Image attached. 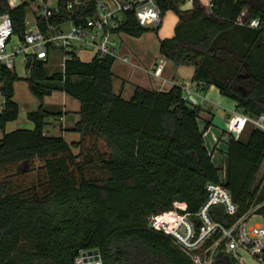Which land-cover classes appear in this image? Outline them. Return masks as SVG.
Listing matches in <instances>:
<instances>
[{
  "label": "trees",
  "instance_id": "16d2710c",
  "mask_svg": "<svg viewBox=\"0 0 264 264\" xmlns=\"http://www.w3.org/2000/svg\"><path fill=\"white\" fill-rule=\"evenodd\" d=\"M74 1L79 6L67 11ZM154 1L161 21L167 12L178 20L173 36L159 41V54L177 66L193 67L192 83L200 94L214 87L236 112L252 119L264 115V29L236 24L242 13L246 20L264 22V0H214L210 9L194 0L185 11L180 10L185 0ZM95 6L94 0H58L48 24L83 23ZM29 9L43 31L39 7L20 3L11 9L0 0V14L9 15L20 41ZM146 32L132 13H124L114 31L133 38ZM114 61L84 63L72 56L60 71H49L48 60L31 63L26 83L40 103L61 92L79 104L71 132L80 140L71 144L44 135L46 120L59 114L42 104L27 115L33 130L4 132L19 109L12 100L16 75L0 69V264H75L90 251L98 252L101 264H193L171 238L149 228L150 217L171 212L174 203L197 213L209 198V184L224 187L237 208L233 217L221 206L211 208L213 219L227 225L264 201L263 131L247 125L237 139L223 131V171L205 143L211 122L202 120L203 108L185 102L176 86L167 92L136 87L129 100L123 99L113 89ZM88 142L106 148L99 158L107 174L102 182L88 179L77 163ZM35 163L37 182L17 185L14 177L26 175ZM9 170L15 171L3 175ZM263 213L264 206L258 209Z\"/></svg>",
  "mask_w": 264,
  "mask_h": 264
},
{
  "label": "built area",
  "instance_id": "2783aa9c",
  "mask_svg": "<svg viewBox=\"0 0 264 264\" xmlns=\"http://www.w3.org/2000/svg\"><path fill=\"white\" fill-rule=\"evenodd\" d=\"M9 8H14L20 3L17 0H4ZM40 8L37 17L45 23L43 31L34 20L28 27L22 41L16 40L11 44L13 26L8 14H0V69L5 68L14 72L15 60L20 58L26 72L34 60L51 61L53 51H61L60 63L71 59H79L81 52H89L92 58L103 59L111 57L117 59V36L114 33L121 23L124 13H132L141 27H158L161 24L160 11L154 0H94L96 3L94 15L85 19L83 23L72 22L58 26L48 24V19L57 13V7L49 9L43 0H39ZM208 9L214 0H198ZM79 6L78 1L70 2L67 11ZM237 25L249 29H264V22L258 19L246 20L244 13L238 18ZM66 26V27H65ZM65 53H68L65 56ZM127 62V58H122ZM183 100L188 104L196 105V96L199 93L182 88ZM0 94V110L3 105ZM247 125L264 132V115L257 119L234 112L226 123V134L235 133L237 139ZM209 198L195 214L186 211L184 203H174L173 210L159 216H152L148 220L149 228L159 231L171 238L175 245L187 255L193 264H245L239 251L248 254L254 263L264 264V213L258 214V209L264 206V201L227 225L218 222L211 216L213 206H221L228 217L237 213L236 206L232 203L227 190L220 185L209 184L206 186ZM255 218L263 222L250 225ZM95 264H100L94 262ZM75 264H85L77 259ZM87 264V263H86Z\"/></svg>",
  "mask_w": 264,
  "mask_h": 264
},
{
  "label": "crops",
  "instance_id": "0c3cea01",
  "mask_svg": "<svg viewBox=\"0 0 264 264\" xmlns=\"http://www.w3.org/2000/svg\"><path fill=\"white\" fill-rule=\"evenodd\" d=\"M45 2V0H43ZM194 1V0H193ZM192 1V3H193ZM191 3V4H192ZM192 7V6H191ZM162 24V21H161ZM152 35H145L149 38ZM173 31H170L167 37H172ZM117 36V59L114 61L112 74L114 76L113 89L116 94H120L123 99L129 100L136 87L143 88L155 92H167L172 87H180L193 90L195 84L192 83L194 69L191 66H177L173 62L166 60L158 55L157 45L149 39H139L132 41L129 38H119ZM152 38V37H151ZM164 37H161V39ZM122 58H127V62H122ZM92 59V57H91ZM15 71V70H14ZM214 87H210L204 98L200 93L196 96V105L203 108L201 118L203 121H210L211 127L204 134L205 143L207 146V139L212 145L211 153L215 163L223 170L226 169L225 156L223 154V146L227 142V135H222L226 131V123L223 130H219L212 124V113L204 103H210L206 97L208 92ZM68 96L61 95V106L51 110L47 101L43 100L44 110L49 113L59 114L55 118L46 120L44 127V135L51 137H62L67 144L77 143L80 140L78 134L71 132L72 128L79 119V104L77 101H68ZM70 98V97H69ZM73 100V99H72ZM231 108H230V107ZM223 109L222 117L226 116L228 119L234 112L235 106L227 105ZM36 109H25L24 112L20 111V118L18 121L7 123L4 128L5 133H10L16 130H33L34 125L27 119V115ZM3 137V131L0 130V140ZM208 147V146H207Z\"/></svg>",
  "mask_w": 264,
  "mask_h": 264
},
{
  "label": "rangeland",
  "instance_id": "374dc122",
  "mask_svg": "<svg viewBox=\"0 0 264 264\" xmlns=\"http://www.w3.org/2000/svg\"><path fill=\"white\" fill-rule=\"evenodd\" d=\"M57 1L58 0H45V5L49 9H54L57 5ZM192 1L193 0H185L184 4L180 7V10L185 11V10L191 9ZM17 2L18 3H28L32 8H37V7L41 8L42 7V5H40L39 0H17ZM34 20H35L34 14L31 12L30 9L27 10L26 22H27L28 27H31L34 24ZM177 23H178L177 17L173 13L167 12L162 17V24L157 30H155L153 26H147L146 29H148V32H146L145 34H143L139 38H133V37L127 36L124 33H120L119 38H121V39L129 38L132 41H137L139 39L140 40L141 39L147 40L150 38L149 43L150 44H152V42L156 43L158 55L161 56L159 54V41L171 38V37H167V36L170 33V31L174 30ZM145 35H152V36L147 38V37H145ZM161 37H164V38L161 39ZM16 40H17V38L13 37L11 40V44L14 43ZM51 55H52V59L49 62V67H48L49 71H58V70L60 71V70H62V65L60 63L59 53L53 51L51 53ZM78 57H79V60L81 62H84V63H87L91 60V55L89 52H81L78 55ZM114 64L115 63H113V65ZM113 65H112V67H113ZM112 70L116 71L115 67ZM14 73L16 75L17 80L13 84V98H12V100L18 106V109H19L18 117L15 121H18V119L20 118V111L24 112V110L27 108L28 109L33 108V109H36V111H37L41 104H42V107H44L43 100L47 101V103L50 105L49 108H51V110H55V108L61 106V99H60V97L62 95L61 92H53L50 96L45 97L42 100V103H40L39 100L30 93V91L28 89V85L26 83V79L28 78V73L24 69V65H23L20 58H17L15 60V71H14ZM205 94L206 93H203V94H201V96L204 98ZM67 99H68V101H74L69 97ZM206 99H208L210 102V103H204V104L212 113V116H213L212 124L214 125V127L218 128L219 130H223L225 123H227V119H226L227 117L226 116L225 117L223 116L221 119V115L223 114V109L227 108L226 107L227 105H233V103L230 102L229 100H227L226 98L222 97L216 88H212V90L208 92V96L206 97ZM15 121H13V122H15ZM10 123H12V122H10ZM203 124H204V122L201 121V127H203ZM249 128L250 127H248L246 129L244 134L247 133V130ZM96 146H93L92 142L86 143L84 148L82 149L81 156H79V158L77 160V163L82 165L83 170L85 172V175L88 179L93 180V181L102 182L104 179L107 178V174H106V172H104L101 169L99 158H100V153H103L104 151H106V148L103 146L102 143H98V150H97ZM207 146H208L207 147L208 150L211 152V148H212L211 146L212 145L210 144L208 139H207ZM74 154L78 155V150H74ZM90 155H92L93 157H90ZM98 155H99V157H98ZM88 160H91V163L87 164L86 162ZM38 167H39L38 163H35L33 169L29 173H27L26 175L15 176L14 181L16 182V184L20 185L21 187H26L30 184L36 183L37 182V176H38V170H37ZM14 171L15 170L6 171L3 173V175L9 174L10 172L14 173ZM262 172H264V168L262 169ZM262 222L263 221L261 219L255 218L251 221L250 225L259 224ZM239 254H240V257L242 258V260L245 264H256L253 262L252 258L248 254H246L245 252L239 251ZM79 259H80V257L78 258V260ZM87 264H95V263L90 262Z\"/></svg>",
  "mask_w": 264,
  "mask_h": 264
},
{
  "label": "water",
  "instance_id": "95a60500",
  "mask_svg": "<svg viewBox=\"0 0 264 264\" xmlns=\"http://www.w3.org/2000/svg\"><path fill=\"white\" fill-rule=\"evenodd\" d=\"M233 139L236 138L235 133H230L229 134ZM80 259L82 260L83 263H90V262H98L99 256L97 251H90V252H82L80 255Z\"/></svg>",
  "mask_w": 264,
  "mask_h": 264
}]
</instances>
